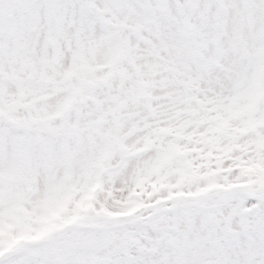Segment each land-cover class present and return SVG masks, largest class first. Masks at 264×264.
<instances>
[{"label": "snow or ice", "instance_id": "snow-or-ice-1", "mask_svg": "<svg viewBox=\"0 0 264 264\" xmlns=\"http://www.w3.org/2000/svg\"><path fill=\"white\" fill-rule=\"evenodd\" d=\"M0 264H264V0H0Z\"/></svg>", "mask_w": 264, "mask_h": 264}]
</instances>
